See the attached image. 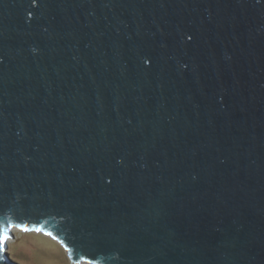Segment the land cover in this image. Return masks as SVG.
Listing matches in <instances>:
<instances>
[{"label": "water", "instance_id": "obj_1", "mask_svg": "<svg viewBox=\"0 0 264 264\" xmlns=\"http://www.w3.org/2000/svg\"><path fill=\"white\" fill-rule=\"evenodd\" d=\"M14 229L264 264V0H0V264Z\"/></svg>", "mask_w": 264, "mask_h": 264}, {"label": "rangeland", "instance_id": "obj_2", "mask_svg": "<svg viewBox=\"0 0 264 264\" xmlns=\"http://www.w3.org/2000/svg\"><path fill=\"white\" fill-rule=\"evenodd\" d=\"M7 241L12 261L17 264H70L64 249L50 237L34 232L13 230Z\"/></svg>", "mask_w": 264, "mask_h": 264}, {"label": "snow or ice", "instance_id": "obj_3", "mask_svg": "<svg viewBox=\"0 0 264 264\" xmlns=\"http://www.w3.org/2000/svg\"><path fill=\"white\" fill-rule=\"evenodd\" d=\"M49 235H51V234L49 233ZM7 238L8 237H6L5 235L0 234V251L4 250V245H5V241ZM88 264H93V262L89 261Z\"/></svg>", "mask_w": 264, "mask_h": 264}, {"label": "trees", "instance_id": "obj_4", "mask_svg": "<svg viewBox=\"0 0 264 264\" xmlns=\"http://www.w3.org/2000/svg\"><path fill=\"white\" fill-rule=\"evenodd\" d=\"M11 251H12V250L7 249V253H8V255H9V257L11 256ZM11 259H12V258H11Z\"/></svg>", "mask_w": 264, "mask_h": 264}]
</instances>
